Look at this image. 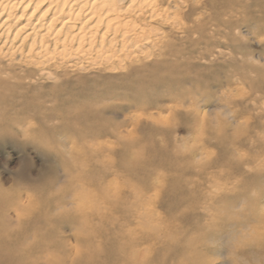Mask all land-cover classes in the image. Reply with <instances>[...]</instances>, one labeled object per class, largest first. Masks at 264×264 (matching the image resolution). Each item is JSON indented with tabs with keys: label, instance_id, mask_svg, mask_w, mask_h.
Segmentation results:
<instances>
[{
	"label": "rangeland",
	"instance_id": "obj_1",
	"mask_svg": "<svg viewBox=\"0 0 264 264\" xmlns=\"http://www.w3.org/2000/svg\"><path fill=\"white\" fill-rule=\"evenodd\" d=\"M184 10L171 14L177 28L166 21L108 61L57 68V56L55 78L23 79L0 57V225L12 223L35 258L49 246L54 264H71L83 227L100 221L90 208L124 233L102 242L138 229L132 198L112 209L101 193L116 178L100 177L108 156H125L150 189L154 264H264V95L254 103L236 81L242 67L264 80V0ZM160 45L171 50L160 57Z\"/></svg>",
	"mask_w": 264,
	"mask_h": 264
},
{
	"label": "bare ground",
	"instance_id": "obj_2",
	"mask_svg": "<svg viewBox=\"0 0 264 264\" xmlns=\"http://www.w3.org/2000/svg\"><path fill=\"white\" fill-rule=\"evenodd\" d=\"M201 5L202 0H0V57L20 66L23 79L55 78L53 70H56L57 56L60 60L57 68L65 67L68 59H86L93 54L108 61L119 50L138 47L140 42L148 43L150 33L160 31L166 21L171 23L174 19L171 14L178 17L176 15L183 13L184 7L185 17L190 18ZM173 23L169 27L177 28L178 25ZM170 50L169 45H160L158 55L161 57ZM230 50L236 57L241 54L236 45ZM222 53L220 50L219 54ZM254 72L242 67L237 71L236 81L239 84L246 82L258 93L253 98L255 103L264 95V80L255 81L250 76ZM139 172L135 157L127 160L124 156V163L113 164L108 156V165L100 177L103 180L110 175L116 178L108 183V187H101V193L112 209L119 202L132 198L138 229H129L122 244L102 242L124 233L119 231L121 228L113 231L102 224L109 218L107 210L90 208V215L100 221L97 225L90 222L83 227L71 264H154L152 197L147 186L141 189L133 182L134 178L144 180ZM78 211V215L84 216L83 210ZM19 212L21 209L17 216ZM7 222L2 221L0 225V264H54L56 260L51 258V247H41L40 255L35 258L33 246L22 238H14L17 229ZM143 237L146 242L140 249ZM80 246L85 247V251L78 254Z\"/></svg>",
	"mask_w": 264,
	"mask_h": 264
}]
</instances>
